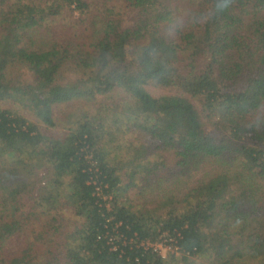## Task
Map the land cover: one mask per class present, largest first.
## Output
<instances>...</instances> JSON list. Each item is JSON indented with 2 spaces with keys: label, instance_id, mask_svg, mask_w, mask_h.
Segmentation results:
<instances>
[{
  "label": "trees",
  "instance_id": "1",
  "mask_svg": "<svg viewBox=\"0 0 264 264\" xmlns=\"http://www.w3.org/2000/svg\"><path fill=\"white\" fill-rule=\"evenodd\" d=\"M215 3L0 0V264H264V0Z\"/></svg>",
  "mask_w": 264,
  "mask_h": 264
},
{
  "label": "rangeland",
  "instance_id": "2",
  "mask_svg": "<svg viewBox=\"0 0 264 264\" xmlns=\"http://www.w3.org/2000/svg\"><path fill=\"white\" fill-rule=\"evenodd\" d=\"M15 0H8L9 3H13ZM72 11L70 12H63V15L60 16V20H61V25L64 26L66 25V23H68V21H72V15L70 14ZM75 13V15H73L74 19L77 18V13L76 12H73ZM65 15H68V20H65L62 21L63 19H61L63 16L65 17ZM58 19V20H59ZM130 19V18H129ZM57 20L55 21V23L53 24L54 26L57 25ZM64 33H67L64 32ZM149 92L154 95V96H160V95H164L166 94L167 92L165 90H160L158 88H153V87H149ZM193 101H195L193 99ZM198 101H195L196 105H199L197 103ZM0 107H9V108H13L15 109L16 108V105H12L11 103L9 102H4L2 104H0ZM17 109V108H16ZM74 111V107L72 109V112ZM28 120L30 121H35L34 117L32 114H30L28 111L24 110L21 112ZM52 131L56 132V133H59L60 129H51ZM53 132V133H54ZM120 150L121 147H119ZM212 169H209V168H201L199 169L197 172H194V174H192L193 176L191 177V179L189 181H187L186 185L183 184V185H180L178 188H174V191L175 193H181L184 191L185 188L191 186L195 181H199L200 179H202L204 176H206ZM41 176V175H40ZM169 191V190H168ZM131 192V191H130ZM127 195V194H126ZM131 198H135V196L133 194L130 195ZM140 203V202H139ZM154 247H157L158 249L160 248L161 249V256H163L164 258H167L169 257V255H172V254H176L177 257H179V248L175 245L174 243V240L166 237L164 238V240L162 242H159L157 244H155ZM178 249V250H177Z\"/></svg>",
  "mask_w": 264,
  "mask_h": 264
},
{
  "label": "clouds",
  "instance_id": "3",
  "mask_svg": "<svg viewBox=\"0 0 264 264\" xmlns=\"http://www.w3.org/2000/svg\"><path fill=\"white\" fill-rule=\"evenodd\" d=\"M229 0H216L214 5L217 12L223 11L228 7Z\"/></svg>",
  "mask_w": 264,
  "mask_h": 264
},
{
  "label": "built area",
  "instance_id": "4",
  "mask_svg": "<svg viewBox=\"0 0 264 264\" xmlns=\"http://www.w3.org/2000/svg\"><path fill=\"white\" fill-rule=\"evenodd\" d=\"M154 246H155V245H154ZM154 248H155V251H156V252H158V253L161 254V249H160V248H159V249H158L157 247H154ZM177 250H178V249H177Z\"/></svg>",
  "mask_w": 264,
  "mask_h": 264
}]
</instances>
